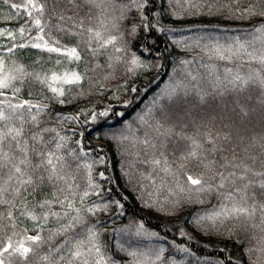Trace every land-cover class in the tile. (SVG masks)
I'll return each mask as SVG.
<instances>
[{"label": "trees", "instance_id": "16d2710c", "mask_svg": "<svg viewBox=\"0 0 264 264\" xmlns=\"http://www.w3.org/2000/svg\"><path fill=\"white\" fill-rule=\"evenodd\" d=\"M45 42L60 51H47ZM73 48L79 60L65 54ZM262 58L264 0H0V79L10 78L0 89V108L10 119L0 128L20 127L22 116L24 136L39 132L46 150L62 157L53 159L63 177L41 182L29 168L32 185L9 182L0 249L23 241L34 251L27 260L5 253V264H95L100 255L107 264H264L259 208L251 219L233 215L228 186L219 189L211 179L216 168L180 167L190 143L180 137L187 136L210 150L206 163L222 169L234 155L252 157L254 169L264 170ZM72 72L81 76L78 84L51 80ZM236 75L257 82L234 90ZM25 101L42 110L7 107ZM165 166L203 175L212 188L181 191L184 177L178 184ZM40 172L47 177L50 169ZM217 213L219 219H208ZM37 235L39 245L27 239ZM73 240L79 260L65 244Z\"/></svg>", "mask_w": 264, "mask_h": 264}, {"label": "snow or ice", "instance_id": "6c2138e0", "mask_svg": "<svg viewBox=\"0 0 264 264\" xmlns=\"http://www.w3.org/2000/svg\"><path fill=\"white\" fill-rule=\"evenodd\" d=\"M7 2V0H5ZM75 0H68V3L72 4ZM88 3H93L94 0H87ZM135 2V0H134ZM79 6V5H77ZM13 8L17 7V5H12ZM38 11H42V6L37 7ZM63 19V17H61ZM70 19V17H69ZM37 27L40 26V21L37 19L35 21ZM42 30V29H41ZM23 31V30H22ZM91 31V29H89ZM259 31V29H257ZM97 37H99L100 33H95ZM38 39L43 40V37H38ZM115 42V38H111L104 42L102 46H106L107 44H112ZM41 44H34L33 47H41ZM23 47V45H21ZM49 52H58L60 51L56 47H49L47 42L43 45ZM119 50V49H118ZM71 58L76 60L80 59V56L75 48L67 50L65 53ZM223 58V57H222ZM134 64L137 62L135 59L132 61ZM262 63H264V58H262ZM22 71V69L20 70ZM16 77H11V79H15ZM9 77L5 76L3 79H0V89H6L9 87ZM51 80L53 82L60 81L64 84H78L81 80V76L75 72L72 73H65L62 76H57L53 74L51 76ZM258 84L261 88H264V78H257ZM257 80H253L252 77H248L247 79L236 75L230 81L233 84L234 90L238 88L240 91H243L250 83H256ZM50 90L55 93L57 96H62L64 94L62 88L52 87L49 85ZM19 91V89H17ZM2 95V93H0ZM201 101H203V96L200 97ZM7 107L11 108L13 112H17L21 109L27 108L29 112L33 108L37 109V111L42 110V106L30 104L29 102L25 101L19 104H8ZM241 112L246 115L244 112L243 107L241 106ZM101 115H106V113H101ZM10 117L5 114L2 108H0V122L9 120ZM17 119L21 120L22 123L20 127L15 126H8L4 125L3 128H0V179L6 175L7 179L4 180L3 184H0V204L7 203L4 199V194L9 191V182L13 179L17 180L19 185L23 187L24 185H32L34 183L32 176L28 174L27 170L29 168L32 169V172L36 174V179L43 182L44 179H48L52 181L54 179H63L62 176L57 175L56 171V164L54 163V159L59 161L62 157L56 156V153L50 149L46 150V144H44V138L42 135L38 133L31 134L30 137L24 136V127H23V117L17 116ZM31 121H36V116H31ZM163 127V125H161ZM43 132L49 131L48 129L41 130ZM181 139L189 140L190 143L188 145V151L185 155L181 156V160L183 163L181 164V168L184 169L187 167L188 164H194L197 167H203L207 169L216 168V171L212 174L211 179L213 181H217L216 187L219 189H224L225 186H228L227 195L225 198L233 199L235 198V203L231 209V213L237 217H247L249 219L254 218L257 213V209L261 212V223H264V203H257V197L264 198V170L257 171L254 169L252 164L256 163V160L252 157H249L247 160L241 159L236 157L235 155L231 160H227V162L221 168L216 167L215 162H205L207 159L206 153L210 150L204 149L203 145L198 142L196 139L181 136ZM225 140L228 137H224ZM29 140L32 143H29ZM14 142V143H13ZM206 142L208 144L213 145L215 148L216 140L211 136L206 138ZM151 147H156L155 144H150ZM5 147L9 149V151L5 150ZM56 149L62 147L61 144L57 143L55 145ZM219 151L220 149H216ZM31 153V155H30ZM36 158V163L33 164L32 157ZM163 156V153H161ZM251 160V163H249ZM154 165H161L160 159H154L152 161ZM165 165L167 161H164ZM261 164H264V160L260 161ZM7 169V172H5ZM41 169H50V174L45 177L43 173L40 172ZM164 172L169 173L177 178V182L179 184V177L182 175L184 177V185L181 186V191L184 190L185 187H189L192 191L203 192L211 190L212 185L207 184L203 175L193 176L188 174L187 171H183L181 173H171L170 169L165 166L162 169ZM28 176L25 179V176ZM13 191L19 194L20 188H13ZM87 195V193H85ZM249 200H252L253 203L249 205ZM41 208L44 207V204L39 205ZM71 206V205H70ZM11 215V214H9ZM53 216H57V213H52ZM65 216L67 213L64 214ZM220 213L215 214V216L208 217L209 220H217L220 217ZM30 218L35 220L37 217L35 215L30 214ZM47 219V216L44 217ZM75 221L72 223L64 226L62 225V229L64 232H67L69 229L74 227ZM59 232V230H58ZM95 234H92L90 239L94 238ZM33 244L39 245L41 241V237L39 235L27 237ZM72 243L73 251H71V256L73 260H79L82 256L77 243L73 241H65V244ZM80 244H83L81 241ZM95 248L96 253H100V248L96 245H93ZM11 250V251H10ZM34 251L32 247L25 246L24 242L21 241L19 246H13L11 242H9L6 246L0 249V264H5V253L9 256H18L23 260H27L29 255ZM57 252L60 251L58 248ZM43 259L47 260L48 257H43ZM63 259V257H60ZM71 264V262H70ZM83 264H88L85 260ZM95 264H107L103 255H100L99 259L95 261Z\"/></svg>", "mask_w": 264, "mask_h": 264}]
</instances>
